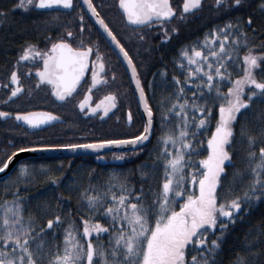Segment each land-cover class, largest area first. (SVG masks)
<instances>
[{"label":"snow or ice","instance_id":"1","mask_svg":"<svg viewBox=\"0 0 264 264\" xmlns=\"http://www.w3.org/2000/svg\"><path fill=\"white\" fill-rule=\"evenodd\" d=\"M201 3L202 0H183L178 19H183L196 10ZM241 3L242 0H231V5L234 6ZM116 4L121 11L124 26L131 28L132 35L139 41L142 42L144 36L137 29L146 26L151 29L153 24L160 26L161 40L169 39L165 24L175 12L170 0H116ZM83 5L87 6L88 13L95 22V25L88 26L90 42H86L83 36L84 17L80 16L81 38L75 45L70 42L74 39L72 31H66L56 38L49 35L46 37L49 42L44 50L34 43H28L17 62L28 58L38 61L40 66L35 68L37 86H50L51 94L56 100L65 101L74 94L78 84L82 83V77L86 78L85 70L89 67V91L108 82L104 75V53L100 50L99 43L102 39L106 47L114 52L118 50V58H123L127 71L131 73L140 107L144 109V116L147 118L143 128L137 134L121 139H100L79 144L37 143L15 147L0 163V171L8 167L17 153L29 150L98 149L112 144L135 146L149 138L152 108L145 98L133 59L92 0H83ZM220 6L229 7L225 0H214L213 7ZM17 7L25 10L34 7L59 11L71 9L73 0H18L12 4V8ZM260 7L264 9V0H261ZM7 11L0 8V19L6 16ZM95 26H98V38L91 39V30ZM246 26H252L250 17L246 22L238 20L232 23L229 20L223 26H214L203 40L197 42L199 47H191L190 53L186 46L179 51L177 64L187 68L183 84L192 83L189 79L191 77H195L197 83L193 85L191 97L181 100L180 97L186 95V90L181 81L173 77L177 88L170 94V98L174 96L175 99H172V105L163 116L167 120L174 112L176 122L159 137L162 141L159 155L153 157L151 164L142 163L137 167L141 178L148 179L162 165L159 190L149 185L151 196L148 201H145L147 193L143 185L139 190H134L128 185L127 177L112 175L105 191L97 190L96 195L87 189L81 191L80 203L84 212L80 215L78 224L74 225L71 220L65 223L62 240L57 242L54 229L62 222L61 217L52 216L40 227L31 209L27 216L24 215L26 198L17 194V189L25 181L47 173H37L25 162H18L14 169L15 179L6 186V191L12 193L11 199L0 203V264H216L215 256L229 223L234 222L237 216L248 213L256 201L264 200V123L251 130L247 121H243L242 136L247 141L245 169L235 170L233 177L225 185L221 184L227 176L225 161L229 160V152L226 145L233 134L234 121L251 109L253 104L264 105V51H256L258 46L249 43ZM177 32L178 29L173 26L171 33ZM213 41H218L219 48L211 51L210 57L206 56L201 47L212 44ZM240 47L244 48L243 54L239 52ZM259 47L264 48V42ZM234 54L235 63L232 66L240 69L242 62V73L235 76L228 68V62H231L230 58ZM213 66L214 72L211 71ZM257 72L260 73L259 77ZM114 75L113 73V78ZM9 79L12 87L8 96L15 97L22 90L18 86L19 77L15 66ZM225 82L228 84L226 90L222 87ZM7 86L6 84L5 87ZM89 91L84 93V99L77 105L81 110L84 109L85 100L90 98ZM103 99L109 102V106L115 107V94L109 92ZM189 109L198 113V118L190 120ZM87 111L95 113L97 108L89 106ZM107 111L108 106H105L99 114L103 116ZM257 114L264 121V108ZM9 115H14L18 121L23 120L29 128H37L58 119L51 112L12 114L0 111V117ZM213 116L215 123L211 124ZM128 119L131 120L130 115ZM193 123L195 128L189 132ZM209 126L211 134L206 141L201 142L206 143V154L199 156L197 167L192 156L198 155L203 149L197 144L196 137L200 130H206ZM123 155L124 153L113 154L115 159H120ZM189 164L191 167H188ZM245 173L248 182L241 185L238 194L227 200L217 195L221 186L228 193L235 191L231 180ZM48 179L53 184L58 180L55 175H49ZM113 186L119 188V195L115 194ZM105 203L108 204L107 207H103ZM36 207L43 210L46 204L38 203ZM101 219L104 223H101ZM216 225H219L218 229L214 228ZM209 230L215 231V238L210 242L202 238V235L210 234ZM47 233H52L51 237ZM103 233L109 234L107 244L99 239ZM90 234H95V238H90ZM261 236H264V232L250 229L245 234L243 252H237L231 264H254L261 255L255 247ZM189 251L191 256L188 255ZM261 264H264V259Z\"/></svg>","mask_w":264,"mask_h":264},{"label":"trees","instance_id":"2","mask_svg":"<svg viewBox=\"0 0 264 264\" xmlns=\"http://www.w3.org/2000/svg\"><path fill=\"white\" fill-rule=\"evenodd\" d=\"M105 1L108 3L111 16L106 15L105 11L101 15L117 34L118 38L125 44L136 66L141 87L145 90L147 103L152 108L151 134L148 144L141 150L122 152L124 153L122 157L124 163L121 166H98L91 158H86L85 160L48 158L30 160L27 163L37 173L46 172L47 174L36 175L35 179L25 181L17 189V194L26 198L24 201V215L27 216L29 209H31L36 215L40 227H43L48 218L59 215L62 222L54 229L57 242L62 240L65 223L71 220L74 225L78 224L80 215L84 212L83 205L80 203L81 191L87 189L93 195H96L97 190L101 192L105 191L110 176L119 175L121 178L127 177L128 185L134 190H139L141 185H143L147 193L145 201H148L151 196L149 185L153 189L159 190L162 165L161 168L155 169V174L148 179L141 178L137 167L142 163L151 164L153 157L159 155V147L162 143L159 137L163 131L172 128L176 122L174 112L171 113L170 118L167 120L163 116V113L172 105V99H175L174 96L170 98V94L174 93L177 88L173 77L175 76L180 80L186 90V95H182L180 97L181 100L189 98L193 94V85L197 83L196 78L191 77L189 79L192 80V83L183 84L187 68L177 64L178 53L182 48L186 46L188 51L191 52V47L193 45L199 46L197 42L203 40L205 34L210 33L214 26H223L229 20L232 23H236L238 20L246 22L247 18L250 17L252 26L245 27V31L249 34V43L258 46L255 49L256 51H264V48L259 47L261 42H264V31H262L264 29V9L260 7L261 0H242L239 6L231 5V0H225L229 5L227 8L223 6L215 8L213 7L214 0H205L197 13L187 15L183 19H178L180 15L178 10L180 3L176 4L172 0L171 4L175 9L176 16L171 22L165 24V30L169 33V39L161 40L160 26L153 24L151 29L144 28L137 30L144 36L142 42L132 35L131 29L129 30L124 26L123 20L117 13L114 4L109 0ZM17 2L18 0H0V8L8 10L6 18L15 16L16 12L21 13V8H12V4ZM39 15H43V13L40 12ZM46 23L40 20L37 26H34L30 22H20L17 19H0V48L10 47V45L15 46L16 41L27 38L34 30L40 32L45 30L47 28ZM54 24L57 25L58 21H55ZM173 26L178 29L177 33H171ZM239 52L243 54L244 48L240 47ZM230 61L228 62V68L233 76L241 74L242 62H240V69L232 66L235 63V54L233 58H230ZM184 63L186 64L187 62L184 61ZM211 71H215L214 66ZM257 76H260L259 72H257ZM227 86L228 84L225 82L222 87L226 90ZM129 94L130 98L126 102H121L117 99L118 107L116 115L121 119L119 123L122 126L116 129L110 120H106L102 122V132L98 136H95V128L87 125L88 142L100 139H121L126 136L135 135L139 130H142L144 123L137 101L133 98L130 91ZM262 108H264V105L253 104L251 109H248L242 116H238L234 121L233 134L230 137L229 144L226 145V149L229 152V160L225 161L227 176L221 181L222 185H225L233 177L235 170L245 169L247 141L246 137L242 136V123L246 120L251 130L257 129L261 123H264L257 114ZM124 110L129 112L131 120H127ZM188 116L192 120L198 118L199 114L189 109ZM180 122H183V116H181ZM214 123L215 116H213L211 121V124ZM194 128L195 124L193 123L189 127V132ZM210 134L211 126L206 130H200L196 137L197 144L201 145L203 149V151H199L198 155L192 156V160L195 161L197 167L199 166V156L206 154V143L201 144V142L206 141L207 136ZM37 143H49V139L42 138V136H32L26 143H22V147ZM1 147L2 144L0 142V149ZM258 147L259 145H257ZM116 154L119 155L120 153ZM3 159L4 157L0 156V163L3 162ZM188 167H191V164ZM15 175L16 173L13 171L9 177L0 180V203L3 200L11 199L12 193L11 191H6V186L15 179ZM49 175H55L58 178L56 184L51 183L48 179ZM231 182L234 185L235 191L228 193L225 187L221 186L218 189L217 195L223 197L225 200L230 199L231 196L239 193L242 184L248 182V176L245 173L232 179ZM113 191L116 195L120 194L119 188L115 186H113ZM38 203L46 204V207L43 210H38L36 207ZM107 206V203L103 205V207ZM101 223H104L103 219H101ZM214 228L218 229L219 225L214 226ZM250 229H255L256 232H264V200L256 201L248 213L237 216L234 222L229 223L215 256L216 264H231L236 253L243 252L245 234ZM209 231V235H202V238L208 242L215 238V231ZM51 235L52 233H47L48 237H51ZM90 238H95V234H90ZM99 239L107 244L109 234H100ZM255 247L261 255L257 257L254 264H261L262 259H264V236H261ZM188 255H192L191 251H189Z\"/></svg>","mask_w":264,"mask_h":264},{"label":"flooded vegetation","instance_id":"3","mask_svg":"<svg viewBox=\"0 0 264 264\" xmlns=\"http://www.w3.org/2000/svg\"><path fill=\"white\" fill-rule=\"evenodd\" d=\"M114 4L117 13L121 16L117 9L116 0H109ZM205 0H202L201 6ZM94 5L97 7L98 11L103 14V11L111 16L109 11L108 3L105 0H92ZM172 0H170V3ZM176 4L180 3L179 12L181 11V5L183 0H174ZM172 5V4H171ZM200 6V8H201ZM18 8V7H17ZM194 11L193 15L197 13ZM19 9V8H18ZM21 13L16 12L13 17H4L3 20L7 19H17L20 22L32 23L37 26L38 21L43 20L47 22V28L41 32L34 30L31 34L21 40L16 41V45H10V47L0 48V111H5L8 113H29V112H51L54 113L58 119L54 124H51L43 129L30 131L18 125L14 120V115H9L10 117L4 120L0 118V142L2 147L0 149L1 157L6 158L7 154L12 153L15 147H22V143H26L27 140L32 138V136H42V138L49 139V143H84L87 141V125L93 126L95 128V136H98L102 132V122L110 120L111 124L117 129L122 125L119 123L121 119L116 115L117 111V99L121 102H126L130 98L129 91L131 92L133 98H135L134 93L131 88L130 80L128 74L119 60L118 56L104 45L102 39L99 40L100 50L104 53L105 61V78L108 81L106 84H101L94 87L91 91L88 90V84L91 82V68H87L86 78L82 77V83H79L77 88L74 90V94L66 99L65 101H57L56 98L51 94L50 86L36 84L35 68L40 66L38 61L28 58L24 61L17 62V58L23 54V48L28 43H34L39 49L44 50L49 41L46 37L51 35L53 38L64 34L66 31H72L74 34V39L70 41L74 45L76 41L81 38L80 30V16L84 17L85 29L83 36L86 42H90L88 26L90 24L94 25L89 16L86 14L84 8L81 6L78 0H73V7L71 9L65 10H47V9H35L31 7L27 10L20 9ZM34 10V11H32ZM43 15H39V13ZM175 16H176V12ZM186 15V16H187ZM122 18V16H121ZM175 18V17H174ZM58 21V24H54ZM171 22V21H170ZM124 23V22H123ZM168 23V22H167ZM49 27V28H48ZM128 28V27H126ZM144 28H148L147 26ZM142 28V29H144ZM129 30L131 28H128ZM132 30V29H131ZM141 30V29H137ZM96 27L91 30V39H97ZM15 62V64H14ZM16 67L17 74L19 77V85L21 87V92L15 97H9L8 92L11 91V82L9 79L11 70ZM113 73L114 78H113ZM8 85L5 87V85ZM129 89V91H128ZM89 91V99L85 100L84 109L81 110L77 107L80 100L84 99V93ZM112 92L116 96L115 107L111 113L104 119L96 112L94 114L89 113L88 107H95L98 102L103 100V98ZM145 92V90H144ZM146 97V96H145ZM89 103V105L87 104ZM125 111V110H124ZM123 111V112H124ZM129 117V112H124ZM141 115V114H140ZM91 131V129H90ZM42 150V149H38ZM58 150V149H50ZM61 150V149H60ZM114 153L104 154L103 158L111 159L114 158ZM116 154V153H115ZM111 155V156H108ZM93 157H74V158H56L58 160H73ZM37 159H48V158H36L28 159L22 162L26 164L30 160ZM54 159V158H52ZM94 162V161H93Z\"/></svg>","mask_w":264,"mask_h":264},{"label":"water","instance_id":"4","mask_svg":"<svg viewBox=\"0 0 264 264\" xmlns=\"http://www.w3.org/2000/svg\"><path fill=\"white\" fill-rule=\"evenodd\" d=\"M79 3L81 4V6L84 8L86 14L89 16V18L91 19L90 13H88L87 10V6L83 5V0H78ZM200 7H198L196 10L197 11ZM117 9L119 11V13L121 14L120 9L117 6ZM61 10H65V9H61ZM194 11H191L188 14H192ZM122 16V15H121ZM175 17V13L173 15V17L168 19V22L172 21ZM91 21L93 22V24L95 25L94 20L91 19ZM98 27V26H95ZM117 56H118V50L116 52H114ZM119 60L121 61V63L123 64L129 80H130V84H131V88L132 91L134 93L135 99L137 101V105H138V109L139 112L141 114L143 123L144 121L147 119L144 116V109L142 107H140V100H139V95L136 92V85L132 82V78H131V73L127 71V65L125 63H123V58L119 57ZM89 105V103H87ZM105 106H108V111L104 113V115L102 116V119L106 118L111 111L114 109V107L109 106V102L105 99L101 100L99 102V107H97L96 104V108L97 111L96 112H100ZM95 112V113H96ZM94 114V113H92ZM10 116L7 117H0L1 120L7 119ZM14 120L16 121V123L18 125H22L23 127H25L26 129L30 130V131H35V130H40L43 129L51 124H54L56 122V120L53 121H49L44 125H41L37 128H29L28 125L23 121V120H16V118L14 117ZM152 128V125H151ZM150 134H151V130L149 133V138L145 141L142 142V144L139 145H128V144H112V145H105L103 148H98V149H86V148H77L75 150H69V149H58V150H29V151H25L23 153H17L14 157L13 160L9 163L8 167L3 170L0 171V180H4L7 177H9L11 175V173L14 171V169L17 167V163L18 162H22L28 159H36V158H74V157H93L94 158V163L98 166H107V165H111V166H121L124 163V160L122 158L120 159H115V158H111V159H105L103 158L104 154H108V153H122V152H132V151H138L136 149L141 150L143 147H145L150 139Z\"/></svg>","mask_w":264,"mask_h":264},{"label":"rangeland","instance_id":"5","mask_svg":"<svg viewBox=\"0 0 264 264\" xmlns=\"http://www.w3.org/2000/svg\"><path fill=\"white\" fill-rule=\"evenodd\" d=\"M213 44L215 45V48H213ZM218 44H219L218 41H213L212 44H208V45H205V46L201 47V51L204 54H207L206 56H209L210 57L211 56V51L219 48V45ZM189 53H190V51H189ZM214 63H215V61H213V65H214ZM178 206H179V204L177 203L176 204V207H178Z\"/></svg>","mask_w":264,"mask_h":264}]
</instances>
